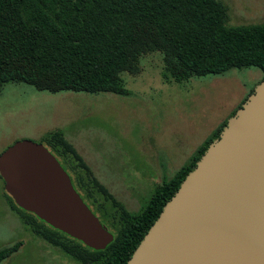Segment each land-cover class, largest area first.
<instances>
[{"label":"trees","instance_id":"16d2710c","mask_svg":"<svg viewBox=\"0 0 264 264\" xmlns=\"http://www.w3.org/2000/svg\"><path fill=\"white\" fill-rule=\"evenodd\" d=\"M227 10L222 0H0V88L24 82L48 93H125L120 74L136 72L139 56L153 50L160 53L164 81L249 66L257 67L263 80L264 23L229 25ZM225 122L172 177L154 187L136 212L113 197L61 130H48L35 141L48 147L73 174L76 190L92 212L110 220L112 240L103 249L87 247L51 227L18 207L4 191L5 199L27 215L35 233L78 263L125 264ZM19 245L1 248L0 261Z\"/></svg>","mask_w":264,"mask_h":264},{"label":"rangeland","instance_id":"374dc122","mask_svg":"<svg viewBox=\"0 0 264 264\" xmlns=\"http://www.w3.org/2000/svg\"><path fill=\"white\" fill-rule=\"evenodd\" d=\"M222 1L229 25L264 23V0ZM161 66L157 50L142 53L136 72L120 74L125 93H48L24 82L5 83L0 151L17 139L40 141L48 130L59 129L90 159L91 171L113 197L129 212L139 211L154 187L189 160L261 79L260 70L249 66L164 81ZM94 214L111 230L106 215ZM24 216L8 204L0 180V249L20 243L0 264H80L35 233Z\"/></svg>","mask_w":264,"mask_h":264},{"label":"water","instance_id":"95a60500","mask_svg":"<svg viewBox=\"0 0 264 264\" xmlns=\"http://www.w3.org/2000/svg\"><path fill=\"white\" fill-rule=\"evenodd\" d=\"M3 190L21 209L92 249L112 233L42 143L0 151ZM125 264H264V79L230 115Z\"/></svg>","mask_w":264,"mask_h":264},{"label":"flooded vegetation","instance_id":"af4514ba","mask_svg":"<svg viewBox=\"0 0 264 264\" xmlns=\"http://www.w3.org/2000/svg\"><path fill=\"white\" fill-rule=\"evenodd\" d=\"M60 165L63 167V169L67 172V174H68V176H69V178H70V182H71V184H72V186H73V188L75 189V191H77L76 190V187H75V185H74V181H73V174L67 169V168H65L62 164H61V162H60ZM77 193L80 195V192L79 191H77ZM80 197H81V199H82V196L80 195ZM83 200V202H86V201H84V199H82ZM87 205V204H86ZM88 206V205H87ZM90 208V207H89ZM91 209V208H90Z\"/></svg>","mask_w":264,"mask_h":264},{"label":"crops","instance_id":"0c3cea01","mask_svg":"<svg viewBox=\"0 0 264 264\" xmlns=\"http://www.w3.org/2000/svg\"><path fill=\"white\" fill-rule=\"evenodd\" d=\"M81 158H82V159H83V158L85 159V160L83 159V161H84V162L88 165V167H89L90 159H89L87 156H83V157H81ZM86 159L88 160V162H87ZM89 168H90V167H89ZM90 170H92V168H90ZM92 171H93V170H92ZM93 172H94V171H93ZM93 172H92V173H93ZM94 174H95V173H94ZM94 174H93V175H94ZM94 176L96 177V175H94ZM97 178H98V177H97Z\"/></svg>","mask_w":264,"mask_h":264}]
</instances>
